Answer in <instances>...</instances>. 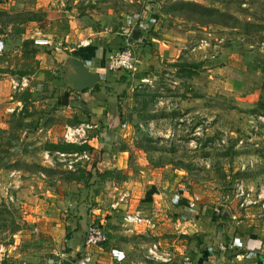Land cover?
Here are the masks:
<instances>
[{"label": "crops", "instance_id": "0c3cea01", "mask_svg": "<svg viewBox=\"0 0 264 264\" xmlns=\"http://www.w3.org/2000/svg\"><path fill=\"white\" fill-rule=\"evenodd\" d=\"M82 1L0 0V131L19 134L18 142L2 144L10 149V157L16 149L18 152L16 160H10L8 153L3 156L8 159L0 164L1 193L14 197L21 222L10 233L11 240L0 243L5 252L0 264H52L53 257L78 249L93 221L106 235L101 245L91 248L93 264H156L147 258L153 243L173 252L178 261L189 258L193 264H259L264 226L250 228L244 220L233 222L232 213L206 201L197 208L195 203L190 206L195 193L175 180L170 166L161 167L138 150L133 154L128 147L132 143L123 140L120 128L127 100H131L128 89L140 87L141 79L155 77L162 69L177 70L175 64L186 63L181 55L198 52L187 46L201 30L181 24L182 15L173 12L179 9V0H171L177 1L170 4L175 9H166L167 0H151L148 6L149 0H124L127 12L100 9L107 4L105 0L97 3L98 8L95 1ZM12 11L23 16L1 20ZM134 29L140 33L137 38L132 36L136 63L131 78L128 71H109L107 60ZM69 56H79L90 70L98 72V90L78 92L68 86L65 61ZM25 93H30L27 101ZM38 95L61 105L66 117H72L69 124L61 126L49 118L47 125H41L34 117ZM25 102L30 115L19 118ZM76 118L78 125L88 120L103 127L99 139L95 138L97 130L86 131L93 147L92 152L87 151L92 164L100 172H109L102 178L80 155L44 148L46 140L60 141L57 128L63 134L67 126H78L72 123ZM43 134L46 142L42 144L39 138ZM36 153L40 157L32 163L29 159ZM79 161L87 165L82 166L85 176L81 178L76 171ZM58 163L67 170L57 172ZM135 209L151 214L156 227H123L122 215ZM183 217L190 218L195 230L192 235L181 232ZM230 242L236 244L235 249H218ZM248 253L252 257L245 259ZM236 254L242 259L237 260Z\"/></svg>", "mask_w": 264, "mask_h": 264}, {"label": "rangeland", "instance_id": "374dc122", "mask_svg": "<svg viewBox=\"0 0 264 264\" xmlns=\"http://www.w3.org/2000/svg\"><path fill=\"white\" fill-rule=\"evenodd\" d=\"M89 1H95L98 8L97 3L104 0ZM105 1L100 9L130 11L124 0ZM167 1L166 9L176 8L171 5L178 0ZM178 2L179 9L173 12L182 15L181 24L201 30L190 44L199 39L207 42L203 52L181 55V60L201 65L191 77L175 68L162 69L140 87L128 89L131 100H127L121 121L127 126L122 130L123 140H130L128 147L133 154L138 150L161 167L170 166L175 180L187 192L195 193L196 208L206 201L232 213L233 222L244 220L245 227L250 228L264 226V0ZM195 6L212 11L202 12ZM22 16L12 11L4 13L1 20L14 21ZM35 101L34 117L41 125H47L49 118L61 126L69 124L67 120L72 117H66L61 105L40 96ZM14 121L16 115L12 124ZM56 130L60 141L65 142L64 133L59 134L63 129ZM17 134L15 130L0 131V157L8 153L10 160H16L18 149L10 157V149L2 144L18 142ZM44 135L39 138L42 144L49 142L44 141ZM31 157L33 163L40 155ZM85 161L89 166L93 162L92 158ZM86 162L79 161L76 171L85 170L82 166ZM58 164L57 172L67 170ZM2 184L0 175V243L6 244L21 222L15 199L3 197ZM8 204L13 205L8 208ZM121 223L125 227L122 219Z\"/></svg>", "mask_w": 264, "mask_h": 264}, {"label": "built area", "instance_id": "2783aa9c", "mask_svg": "<svg viewBox=\"0 0 264 264\" xmlns=\"http://www.w3.org/2000/svg\"><path fill=\"white\" fill-rule=\"evenodd\" d=\"M141 17L142 16H139V19ZM40 42L47 43L46 40H41ZM133 43L134 41H133L132 33L129 32L124 37L123 45L121 46V48L117 52H115L114 54L108 57L107 69L109 71H128L131 78L134 77L136 57L133 51ZM206 45H207V42L204 39H199L197 43L187 46V49L191 52H195V51L203 52L206 49L205 48ZM145 80L146 79H141L140 81L143 82ZM125 127H127L126 123L124 122L121 123L120 125L121 130H123ZM89 129L97 130V133L95 135L96 139L101 138L100 137L101 135L103 137V133H102L103 127H100L97 124H91L89 122H86L78 126H67L64 130L63 138L66 142H73V143H76L77 141L88 142V139L86 137L87 135L86 131ZM76 155H80L79 158H82L85 160L90 159V156L88 152L86 151L82 152L81 154L75 153V156ZM196 199L197 197L193 196V199L190 202V206L194 205V200ZM183 218H184V221L185 219H187L186 217H183ZM122 220H123V225L128 230H132L137 226H143L145 227V230H153L156 227V222L153 216L149 213L147 214L143 213V211L140 209L127 211L122 216ZM180 227L182 229V226ZM105 239H106V235L103 230V227L100 226L98 223L91 222L86 229L83 240L78 246V250L82 253V255L75 264H93L91 248L93 246H98L102 244L105 241ZM235 248H236V244L234 242H230L226 245L220 244L218 246V249L222 251L232 250ZM4 254H5L4 250L0 247V259L4 257ZM262 255H263L262 257L263 259L259 264H264V252L262 253ZM235 257L237 260L242 259V255L240 254H236ZM251 257L252 256L250 255V253L245 255V259H249ZM60 258L59 256L53 257V260L51 261V263L58 264L60 261ZM147 258L156 264H193L189 258H184L178 261L175 258L173 252L164 250L156 243L151 244V246L147 249Z\"/></svg>", "mask_w": 264, "mask_h": 264}, {"label": "water", "instance_id": "95a60500", "mask_svg": "<svg viewBox=\"0 0 264 264\" xmlns=\"http://www.w3.org/2000/svg\"><path fill=\"white\" fill-rule=\"evenodd\" d=\"M151 0L148 4H151ZM139 31L134 29L132 36L137 38ZM66 74L65 80L68 86L74 91H83L86 89H92L99 80L98 72L92 71L88 68L85 61L79 56H69L65 61ZM183 234L192 235L195 231L193 225L190 222V218H187L182 225L181 229ZM82 253L77 249L72 252L62 255L58 264H75L80 259Z\"/></svg>", "mask_w": 264, "mask_h": 264}, {"label": "trees", "instance_id": "16d2710c", "mask_svg": "<svg viewBox=\"0 0 264 264\" xmlns=\"http://www.w3.org/2000/svg\"><path fill=\"white\" fill-rule=\"evenodd\" d=\"M186 5H191V2H188ZM195 7H199V10H201L202 12H204V11L205 12L212 11L211 9L206 8V7H201V6H195ZM175 65L177 66V70H179L180 72H184L186 77H191L194 74H196V68H198L201 65V63H191V64L190 63H182V64L181 63L180 64L177 63ZM263 72H264V69H263ZM263 86H264V83H263ZM98 88H99V85L95 84V86L91 89V91L94 92V91L98 90ZM29 94L30 93H25L24 94L25 101L28 100L27 97L29 96ZM195 97H198V94H195ZM103 99H104L103 101H105L106 103L108 102L107 101V97H104ZM26 105H27V102H25L22 110L19 111V113H18V117L19 118L25 117L26 115H30ZM120 121H122L121 118H120ZM72 123H74V125H77V124L80 123V121L77 120V118H76V119H74V121ZM121 123H123V122H121ZM44 148L46 150H48L49 152L57 151V152H64V153H77V154H81L84 151L92 152V150H93V147H92V145L89 142H83L81 144H78V143L66 142V141L65 142H63V141L46 142L44 144ZM3 156L4 155H1L0 162H2ZM91 166H92L91 169L92 168L95 169V174L98 175L101 178L103 176L108 175V173H109L108 171H103V172L101 171L100 172L98 170V167H97L96 163H93ZM83 174H84V170H81V173L79 174L80 178L82 176H85ZM91 174H92V170L88 171L86 176L90 177Z\"/></svg>", "mask_w": 264, "mask_h": 264}]
</instances>
